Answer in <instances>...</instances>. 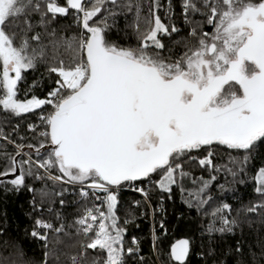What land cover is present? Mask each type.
<instances>
[{"label": "snow or ice", "instance_id": "1", "mask_svg": "<svg viewBox=\"0 0 264 264\" xmlns=\"http://www.w3.org/2000/svg\"><path fill=\"white\" fill-rule=\"evenodd\" d=\"M25 191L0 264H154L145 221L159 264H264V0H0V192ZM177 194L207 224L165 250Z\"/></svg>", "mask_w": 264, "mask_h": 264}, {"label": "trees", "instance_id": "2", "mask_svg": "<svg viewBox=\"0 0 264 264\" xmlns=\"http://www.w3.org/2000/svg\"><path fill=\"white\" fill-rule=\"evenodd\" d=\"M135 194H129L128 198H131ZM248 195H251V189H248ZM30 194L28 192H21L18 195H8L5 197L0 192V212L6 211L10 217V222L15 226L24 228L27 226L28 221L25 217V213L28 210V201ZM166 215H165V228L167 233L165 234L159 229L157 224V234L163 241L162 247L167 250L170 246L176 243L178 240L186 238H199L201 231L207 224V220L203 219L194 212H190L184 204L181 203L180 197L177 194L173 201L165 202ZM71 211V209H69ZM73 217H69V223H71ZM160 217H157L159 221ZM133 232L141 235L143 239L144 255L154 261V264H159V261L155 259V256L151 252L150 247V227L149 221H145L141 224L140 229H133ZM65 244L71 245L76 242L75 237H65ZM69 252L75 251L73 248L66 249Z\"/></svg>", "mask_w": 264, "mask_h": 264}]
</instances>
